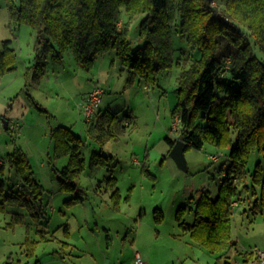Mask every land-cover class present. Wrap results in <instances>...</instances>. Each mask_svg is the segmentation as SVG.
Instances as JSON below:
<instances>
[{"label":"trees","instance_id":"1","mask_svg":"<svg viewBox=\"0 0 264 264\" xmlns=\"http://www.w3.org/2000/svg\"><path fill=\"white\" fill-rule=\"evenodd\" d=\"M8 10L11 23L37 28L40 47L30 67L34 81L45 73L46 53L60 60L69 49L87 69L100 56L115 50L122 68L128 71V82L140 79L148 86L155 84L163 71H171L176 64L181 66L173 111L175 117L180 116L179 129L176 136L169 134L165 139L171 148L182 139L187 150L213 144L229 149V156L228 168L220 169L224 178L217 196L204 190L192 207L193 222L184 218L186 206L178 210L177 220L194 242L212 253H220V257L227 255L237 244L233 216L242 187L256 195L252 209L264 211V60L257 53L261 52L264 58V0H8ZM177 14L188 44L200 50V57L174 56L172 27ZM140 15L143 18L139 36L143 44L133 48L130 34ZM221 38L226 39L225 50L221 48ZM12 42L6 39L0 45L1 74L16 61ZM135 120L129 109H98L90 120L85 119L89 137L100 145L90 155L91 166H105L111 171L115 156L105 155L104 145L119 139ZM50 136L54 142L51 160L69 157L65 166L56 169L60 190H80L77 179L86 167L85 139L65 125L53 127ZM254 152L261 159L250 170ZM12 171L18 176L15 182L10 178ZM98 184L113 189L111 198L118 209L121 194L117 178L107 176ZM45 191L27 152L16 145L0 164V212L16 208L8 223L11 226L25 224L28 217L37 224L38 238H26L30 257L41 242L49 241ZM84 200L77 195L67 202ZM155 213L157 221L164 218L162 210L156 209ZM66 235H70L68 227ZM61 242L63 248L70 246L67 241ZM257 257L259 261L258 253ZM253 258L254 252H247L244 264Z\"/></svg>","mask_w":264,"mask_h":264},{"label":"rangeland","instance_id":"2","mask_svg":"<svg viewBox=\"0 0 264 264\" xmlns=\"http://www.w3.org/2000/svg\"><path fill=\"white\" fill-rule=\"evenodd\" d=\"M5 0H0V22L8 12L3 9ZM2 8V9H1ZM124 17V16H123ZM125 18V17H124ZM138 16L132 26L130 39L133 48L143 44L139 36ZM123 21V19H120ZM181 16L177 14L173 23L174 56L179 59L200 57V50L187 42L181 30ZM11 23V22H10ZM0 25V36L12 39L13 46L23 47L19 54V70L5 76L2 83L0 102L19 92L17 123L11 130H5L0 121V156L21 146L33 164L36 177L44 184L45 200L48 201L50 216L49 241L41 242L36 254L30 257L26 250L29 235L37 239V224L29 217L25 224L11 226V213L0 212V264H133L138 251L146 264H242L246 253L255 255L264 251V211L257 213L249 209L251 190L241 188L240 206L234 209L233 229L237 244L227 255L212 253L190 239L177 220V212L186 206L185 220L193 222L192 207L204 190L212 197L218 194L224 178L222 167L228 168L229 149L205 144L202 149L186 151L189 173L184 172L170 156V144L165 137L176 136L173 111L177 105V76L181 66L163 71L155 84L148 86L135 79L128 82L127 70L120 68L115 50L100 56L91 69L80 65L72 50H67L60 60L48 55V69L39 81H34L31 68L26 70L22 60L35 59L38 41L37 28L21 24L17 29ZM221 48H228L221 38ZM264 60L262 53L257 51ZM117 63L112 65V59ZM44 59V60H45ZM185 65H183L184 67ZM30 79L28 91L22 90L26 78ZM32 83V84H31ZM103 87L101 109L113 111L131 109L135 123L117 140L104 145L105 155L113 154L111 170L117 177L123 199L118 209L111 198L112 190L99 187V180L109 175L105 166H91L90 155L100 145L91 139L86 131V122L80 110L82 96L95 87ZM32 94V102L28 96ZM7 104V103H6ZM204 123V121L199 120ZM64 124L72 127L85 139L83 152L86 167L77 181L82 188L76 192H63L59 187L55 167L62 168L68 162L66 156L51 160L54 143L50 136L52 127ZM177 127V126H176ZM222 153V154H221ZM220 155L215 161L211 157ZM261 156L254 152L249 163L254 169ZM17 175H14L16 181ZM77 195L85 197L82 202L69 203ZM244 206L249 209L244 212ZM156 209L164 213L157 221ZM23 211V210H21ZM70 235H66V231ZM61 241L70 246L63 248ZM249 264H260L253 258Z\"/></svg>","mask_w":264,"mask_h":264},{"label":"crops","instance_id":"3","mask_svg":"<svg viewBox=\"0 0 264 264\" xmlns=\"http://www.w3.org/2000/svg\"><path fill=\"white\" fill-rule=\"evenodd\" d=\"M2 9V8H1ZM3 9L4 10H6V12H8V15H9V17L7 16V13H6V17H5V15L3 16V19L1 20V22H0V25H2L3 27H6L5 29L7 30V28H8V25H10V26H12L13 27V29H17L18 27H20V25H16V24H14V23H10L11 22V19H10V14H9V10H8V0H5L4 1V6H3ZM1 34L3 35V36H0V37H4V35H6L5 34V30H2L1 31ZM10 39V38H9ZM5 39H3V38H1V40H0V45L2 44V41H4ZM10 40H12V39H10ZM13 41V40H12ZM12 45H13V42H12ZM14 47V46H13ZM15 49H16V54H17V56H16V61H15V63L13 64V66H10L9 67V70L6 72V73H4V74H1L0 73V75L1 76H5V75H7V74H12V73H14L15 71H18L19 70V66H18V59H19V54H21V56L20 57H22V53H23V47H19L20 48V53L18 52V47H14ZM48 55H50V53H46L45 54V58H47L48 57ZM34 58H35V55H34ZM22 62L24 63V67H26V70H27V72L28 71H30V70H28V68H30V67H32L33 66V64H34V59H32L31 61L29 60L28 62L29 63H27V61H25V60H22ZM45 62H46V65H47V69H48V60L47 59H45ZM117 63V59H115V58H113L112 59V65H115ZM120 64V68H122V65H121V63H119ZM122 70H123V68H122ZM47 72V70L45 71V73ZM127 73H128V71H127ZM29 81H30V79H28V77L26 78V82H25V84H24V87H22L21 89L22 90H24V89H26L27 91H28V86H29ZM142 81H144V80H142ZM4 81L2 80V79H0V91H1V87H2V83H3ZM145 82V81H144ZM32 84V83H31ZM104 89V88H103ZM104 92H106V90L104 89ZM86 95V94H85ZM85 95H83L82 96V98L85 96ZM28 96H29V98H30V101L32 102V100H34L33 99V96H32V94L31 93H29L28 92ZM6 98L7 97H5L1 102H0V121L2 122V124H3V126H4V128H5V130H8V128L10 127V128H12V124H14V122H16V124L18 125V123H17V116H19V115H21V114H23V112L21 111V110H19V104H20V94H19V92L17 93V94H15L13 97H11V102L9 103V102H6ZM7 103V104H6ZM99 109H101L100 107H99ZM81 110V109H80ZM129 110H131V109H129ZM82 111V110H81ZM6 122H7V125H6ZM61 125H64V124H61ZM58 126V125H57ZM66 126V125H65ZM54 127H56V126H54ZM53 128V127H52ZM87 129H88V124L86 123V131H87ZM74 130V129H73ZM9 131V130H8ZM75 131V130H74ZM78 133V132H77ZM87 133H88V131H87ZM80 134V133H79ZM81 135V134H80ZM54 143V142H53ZM11 152V151H10ZM53 152H54V150H53ZM9 153V152H8ZM7 153V154H8ZM6 154V155H7ZM222 154V153H221ZM220 154V155H221ZM6 155H2V156H0V164L2 163V162H4L5 161V157H6ZM67 158H68V160H69V157L68 156H66ZM220 157V156H219ZM215 161H217V160H219V158L218 159H214ZM66 165V164H65ZM64 165V166H65ZM58 167H55V169H57ZM108 172H109V175H106L105 177H107V176H111V175H113L114 176V174H113V172H112V170L110 171L109 169H108ZM189 173V172H188ZM10 174V178L12 179V180H14V175H16V173L14 172V171H12L11 173H9ZM104 177V178H105ZM116 177V176H115ZM16 178V181H17V179H18V176L17 177H15ZM103 178V179H104ZM117 178V177H116ZM102 180V179H101ZM117 182H118V180H117ZM100 187H104V184H101V186ZM117 187H118V183H117ZM119 188V190H120V187H118ZM106 190H108V189H106ZM110 190H112V192H113V189L111 188ZM120 194H121V191H120ZM112 195V194H111ZM256 196V195H255ZM255 196L254 197H250V200H248L250 203H249V209L250 210H252L253 212H255V213H257V211L255 210V209H252V207L251 206H253L252 205V202H254L253 201V199L255 198ZM122 199H123V196H122V194H121V201H122ZM236 207H239L240 209L239 210H242L241 208V206H240V201L239 202H237V204H235V206H234V209L236 208ZM249 209H247L245 206H244V212H247ZM14 210H16V208L15 207H8L7 208V212L8 213H12ZM2 213H4V212H2ZM191 223V222H190ZM184 232V231H183ZM184 233H187V234H189L188 232H184ZM189 237H190V239L192 240V238H191V236H190V234H189ZM233 237H234V244H236L237 243V241H236V239H235V235H234V229H233ZM232 251V250H231ZM220 254V253H219ZM254 257L255 258H257L256 259V261H258V257H257V254L255 255V253H254ZM245 258L246 257H244L243 258V262H244V260H245ZM252 260H254V259H252ZM242 264H244V263H242Z\"/></svg>","mask_w":264,"mask_h":264},{"label":"built area","instance_id":"4","mask_svg":"<svg viewBox=\"0 0 264 264\" xmlns=\"http://www.w3.org/2000/svg\"><path fill=\"white\" fill-rule=\"evenodd\" d=\"M104 93V89L102 87H95L93 90H91L88 94H86L82 98L81 107L82 112L87 120H90L96 113V111L99 109L101 100H102V94ZM179 123H180V116L177 115L175 117V124L174 129L178 131L179 129ZM12 128L15 127L14 124L11 125ZM177 126V127H176ZM219 155H213L212 159H218ZM237 204V202H235ZM259 263L264 264V251H259ZM133 264H146L143 256L138 251L135 254V259Z\"/></svg>","mask_w":264,"mask_h":264},{"label":"water","instance_id":"5","mask_svg":"<svg viewBox=\"0 0 264 264\" xmlns=\"http://www.w3.org/2000/svg\"><path fill=\"white\" fill-rule=\"evenodd\" d=\"M7 125V122H6ZM187 144L182 139H178L170 150V156L176 161L180 169L189 172V166L186 158Z\"/></svg>","mask_w":264,"mask_h":264}]
</instances>
